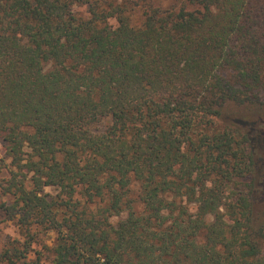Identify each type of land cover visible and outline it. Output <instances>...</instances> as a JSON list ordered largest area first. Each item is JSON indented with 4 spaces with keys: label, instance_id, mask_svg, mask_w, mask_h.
<instances>
[{
    "label": "trees",
    "instance_id": "trees-1",
    "mask_svg": "<svg viewBox=\"0 0 264 264\" xmlns=\"http://www.w3.org/2000/svg\"><path fill=\"white\" fill-rule=\"evenodd\" d=\"M263 115L264 0H0V264H264Z\"/></svg>",
    "mask_w": 264,
    "mask_h": 264
},
{
    "label": "rangeland",
    "instance_id": "rangeland-1",
    "mask_svg": "<svg viewBox=\"0 0 264 264\" xmlns=\"http://www.w3.org/2000/svg\"><path fill=\"white\" fill-rule=\"evenodd\" d=\"M115 1H123V0H115ZM131 2H135V1H141V0H130ZM140 7L135 8L134 10V15L132 16V20L134 23L136 22H140L141 20V9L139 10ZM74 10L82 13L83 15H85V8L80 6V5H74ZM109 119L106 118L103 120V122L99 123L97 125L98 128H102L104 126V124L108 123ZM254 130H257V133H259L260 138L257 141L258 145L256 144V155L258 156V160L260 157V161L258 163L259 165V170H260V182L261 184L264 182V115L262 116L261 120H259V125H257ZM263 138V139H262ZM2 154V148L0 147V155ZM135 188V187H133ZM45 191L50 193V194H55L56 188L54 187H45ZM131 196H134V192L131 193ZM124 214V213H123ZM124 215H120L118 217H113L112 221L114 223H116L121 217H123ZM15 237V236H20L18 234V232L16 231V227L15 225L11 222V221H6L4 219V215L0 214V251L2 249V247L4 246L5 242L7 241L8 237ZM40 243H46L49 246L52 243L53 240V234L49 233L48 235H41L40 236ZM35 247L39 248V245H35ZM45 264H49L48 262H46Z\"/></svg>",
    "mask_w": 264,
    "mask_h": 264
}]
</instances>
